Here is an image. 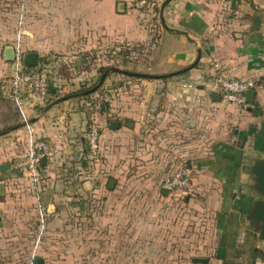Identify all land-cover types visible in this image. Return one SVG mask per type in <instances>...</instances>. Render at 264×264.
I'll use <instances>...</instances> for the list:
<instances>
[{"label":"crops","instance_id":"1","mask_svg":"<svg viewBox=\"0 0 264 264\" xmlns=\"http://www.w3.org/2000/svg\"><path fill=\"white\" fill-rule=\"evenodd\" d=\"M133 1L0 0V76L15 67V60L6 57L8 49L16 57L33 51L39 63L46 57L55 67L53 79L66 84L63 90L77 88L82 77L66 65L71 56L89 52L104 40L151 41V32ZM160 11L167 27L160 29L157 44L147 54L153 71H180L194 63L200 52L201 59L183 75L127 80L130 89L122 83L112 87L107 108L91 117L101 131L100 163L83 168L77 161L86 147L89 122V116L78 107L84 100L81 97L65 95L44 108L27 110L19 109L12 100L11 107L9 98H0V167L10 164L9 169H0V231L12 235L0 239L4 249L13 245L18 216L23 231H31L29 224L34 226L36 214L43 229L53 235L64 229L51 222L59 215L106 219L110 213L94 209V202L117 201L137 186L155 183L147 225L152 247L171 243L174 232L179 235L174 239L182 245L213 247V259L220 264H254L255 258L264 255V240L248 218L253 201L259 198L248 167L255 157H264V0H171ZM215 64L229 77L257 82L254 102L246 109L218 100L220 96L213 90ZM189 83L196 88L187 87ZM224 104L234 113H227ZM22 118L35 121L5 132ZM114 120L121 122L119 128H111ZM221 122L226 125L222 134ZM232 124L235 128L230 133ZM31 132L49 139L56 148V161L44 165L43 179L37 183L14 167L26 152ZM196 132L197 141L191 138ZM184 162L187 166L190 162L189 189L164 193L159 169ZM61 185H65V194L59 192ZM65 198L74 199L71 207L59 205ZM170 201L182 202L184 213L177 222L171 221V211L166 210ZM71 226V232H81ZM136 228L138 233L131 242L139 249L143 229L133 225L130 231ZM94 229L85 227L84 231ZM109 231L112 234L117 228ZM53 242L25 238L22 245L55 248ZM39 258L44 264V258ZM195 258H207L211 263L209 256H192L193 263H199ZM140 259L134 255L132 261L139 263Z\"/></svg>","mask_w":264,"mask_h":264},{"label":"rangeland","instance_id":"2","mask_svg":"<svg viewBox=\"0 0 264 264\" xmlns=\"http://www.w3.org/2000/svg\"><path fill=\"white\" fill-rule=\"evenodd\" d=\"M2 10L3 9L0 10V14L2 13ZM143 24L146 29L151 32V41L148 43L104 40L97 44L95 49L89 52H79L76 54V57L73 58L71 56L70 59L72 61L68 59L66 65L72 66V68L75 69L74 72L82 77L79 84H75L78 85L77 88L74 86V88L63 90L66 84L62 83V85L61 82L57 83L56 80L53 79L54 74L56 73L55 67L46 57H42L43 61L48 64L51 71V84L58 91L55 96L52 95V99L54 100L57 97L65 95H71L73 97L78 96L81 97V99H84L83 102L79 101L78 107L80 109L82 108V111L84 110L87 116H89L87 130L93 123V119H91L93 114L100 110H105L110 103L108 99L114 93V91L111 90L112 87L116 86V84L121 85L122 83V86L130 89L131 85L126 81L135 80L140 77L127 76L128 74L123 73V71L158 74L153 71L152 66L149 65L150 58L147 54H149L157 44L159 37L156 36L159 35V33L151 31L146 23ZM14 41L18 44V40ZM106 67L111 68L106 71L104 81L98 86L104 73V68ZM113 68H117L118 70H114ZM7 100L11 107H13L11 99ZM243 108L246 109V107ZM224 109L227 113H234V111L230 110L229 104H224ZM12 112H15V115L18 114V111L16 112L15 108L12 109ZM235 113V115H237V112ZM24 121L26 120H23V118L18 119L11 125L14 126ZM224 127H226V125L221 122V134ZM233 127L235 128L232 124V127L229 129L230 133L234 131ZM0 132L2 131L0 130ZM198 135L197 132L192 133L191 138H194L197 141V138H199ZM17 137L18 136L15 138ZM251 140L252 138L250 141ZM79 163L82 164L79 166L83 168L90 167L87 163ZM71 166L69 167L71 168ZM175 169L176 167H165L159 170H161V176L164 177L165 174ZM162 179L163 178L160 180V184ZM157 186L158 184L155 183L151 187L150 184L145 187L137 186V189L134 188L130 191V194L123 195L117 201L105 198L104 201L100 200V203L94 202V209L99 210L104 208L110 213V217L106 219L103 218L104 220L102 217H99V215L93 220H89V217L86 220H81V217H75L72 215L73 213H70L69 215H59L58 219L51 222L54 226H63L64 229L59 228L60 231L53 235L47 233L46 230L43 229V226L40 225L42 219L40 220L36 214L33 217V224L38 227L37 231L34 230V226L31 225L32 223L29 224L31 227L30 232L28 230L27 232L23 231L24 226H20V217L18 216L15 218L16 223L14 229L17 231L14 232V239L12 238V247H6L4 249L0 246V264H36L33 261L35 256L43 257L45 260L44 264H200L193 263L192 256H209L211 259L210 264H220L217 260L213 259L215 258L213 257V247H195L188 242L185 245H182L178 240L174 239L179 236L178 234H173L174 232H171V243L161 242L156 247L150 245L148 241L149 233L147 232V229H149L147 228V225L150 222L148 213L152 208L153 202L150 195L155 191ZM139 187L142 188L140 189ZM59 192L62 194L66 193L65 185L59 187ZM134 196H137V198L134 199ZM73 201L74 199L69 201L66 198L65 200L61 199L59 205L61 207H71L70 202ZM177 202L179 201H170L166 207L167 211H171L172 217L170 219L172 222H177L181 213H184L183 208L179 205L182 204V202ZM78 206L81 207V205ZM36 217H38V219ZM107 219H112V221H107ZM92 224L93 226H91ZM71 225H75L77 227L76 229L81 230V232H71ZM106 225L109 226L108 229ZM133 225H139L143 229L139 233L142 244V247L139 249L136 248L135 245H132L131 242V239L138 233V228H136L134 232L133 230L130 231V228L132 229ZM85 227L88 229L94 227L95 229L94 231L85 232ZM112 227L113 230L117 228V231L110 234L109 230H111ZM199 234L200 233H198V236ZM7 235L9 237L12 236L11 234L9 235V233H5L4 230L3 232L0 231V239L5 238ZM206 235L207 233L205 232L203 235L204 241ZM25 238H30L32 241L33 239L38 240L39 238H42L43 240L50 239V241H54L53 244L55 248L48 247L37 249L35 247L23 246L22 244ZM134 255H139L141 257L139 263L132 261ZM26 258H28V260L25 262Z\"/></svg>","mask_w":264,"mask_h":264},{"label":"built area","instance_id":"3","mask_svg":"<svg viewBox=\"0 0 264 264\" xmlns=\"http://www.w3.org/2000/svg\"><path fill=\"white\" fill-rule=\"evenodd\" d=\"M163 2L164 0L133 1V7L141 14L151 31L157 33L163 28L160 11ZM213 68V90L221 100L247 107L246 92L256 89L257 82L253 79L229 77L218 64L213 65ZM51 80V71L46 62H40L37 66L31 67L23 62V56L18 55L13 71L0 76V98L11 99L21 110L44 108L52 99L54 88ZM194 86L193 83L187 84L189 88ZM86 141L81 160L88 165L100 163L102 159L101 131L96 122L89 126ZM43 158H46V164L54 163L56 148L49 139L31 132L26 152L14 162V167L37 183L44 176ZM190 182L191 169L184 162L164 175L161 186L169 192H174L189 189ZM257 264H264V258Z\"/></svg>","mask_w":264,"mask_h":264},{"label":"water","instance_id":"4","mask_svg":"<svg viewBox=\"0 0 264 264\" xmlns=\"http://www.w3.org/2000/svg\"><path fill=\"white\" fill-rule=\"evenodd\" d=\"M171 0H164V2L162 3L161 9L162 12L165 8V6L170 2ZM161 20L162 23L164 25V27L166 26L165 23V19L163 17V14L161 15ZM6 57L9 60H15L16 59V55L13 51V49H8V51H6ZM201 59V52L199 53L197 59L194 61V63H192L190 66L177 71V72H171V73H167V74H152V73H140V72H136L134 74L143 77V78H150V79H161V78H167V77H172V76H176L182 73L187 72L188 70L194 68L200 61ZM23 62L28 65V66H37L39 64V56L37 53L30 51L24 54L23 56ZM114 70H118L117 68H113ZM123 72H128V71H123ZM132 74V72H130ZM106 77V74L103 75L101 77V81L98 84V86L100 84H102V82L104 81ZM256 95V90L255 89H250L246 92V101L248 104H252L254 102V98ZM218 100H220V97H218ZM35 121V119H31L28 120L26 122L20 123L14 127H12L11 129L5 131L6 133L9 132L10 130H14L23 126H26L28 124H31ZM121 125L120 121L114 120L111 121L110 126L111 128H119ZM46 164V158H43V165ZM190 162H188V168L190 167ZM10 168V164H3L1 165L0 169L1 171H5L7 169ZM248 170L253 174V180H254V184H253V188L254 190L259 194V198L255 199L253 201V204L251 205V208L249 210L248 213V218L250 219L251 225L254 227V229L256 231L259 232L260 234V238L262 240H264V157H255L253 160V163L251 165H249ZM114 180L111 181L110 187H113L114 184ZM162 191L166 194L170 193L167 189L163 188ZM195 262H199L202 264H208V259L207 258H195L194 259ZM35 262L37 264H43V260L41 258H36Z\"/></svg>","mask_w":264,"mask_h":264},{"label":"trees","instance_id":"5","mask_svg":"<svg viewBox=\"0 0 264 264\" xmlns=\"http://www.w3.org/2000/svg\"><path fill=\"white\" fill-rule=\"evenodd\" d=\"M156 37H159V35H157ZM156 37H155V38H156ZM153 40H154V37H153ZM41 62H44L43 59H41ZM110 68H111V67H106V68H104V73H103V75H104V74L106 73V71H107L108 69H110ZM130 72H131V71L123 72V73L128 74L127 76L138 77V75L134 74V73H136V72H132V74H131ZM103 75H102V76H103ZM138 78H140V77H138ZM53 88H54V87H53ZM57 92H58V91H57V89L55 88V92L52 91V94L55 96ZM86 142H87V141H86ZM221 144H222V143H219L218 145H221ZM85 148H86V147H85ZM83 152H84V150H82V152H81L80 155H79V159L77 160V161H78V164H80L79 162L85 163L84 161L81 160V155H82ZM208 164H209V167L211 168V170H213V171L216 173L215 168L212 167V161H208ZM221 170H223V169H221ZM263 257H264V255H263Z\"/></svg>","mask_w":264,"mask_h":264},{"label":"flooded vegetation","instance_id":"6","mask_svg":"<svg viewBox=\"0 0 264 264\" xmlns=\"http://www.w3.org/2000/svg\"><path fill=\"white\" fill-rule=\"evenodd\" d=\"M264 257H263V255H260V256H258L257 258H255L254 260V264H257L258 263V261L259 260H261V259H263Z\"/></svg>","mask_w":264,"mask_h":264}]
</instances>
